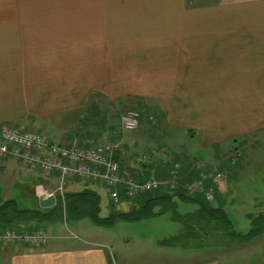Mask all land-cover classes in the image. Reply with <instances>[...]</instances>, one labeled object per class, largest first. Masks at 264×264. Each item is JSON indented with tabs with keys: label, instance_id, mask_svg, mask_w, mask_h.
Returning <instances> with one entry per match:
<instances>
[{
	"label": "crops",
	"instance_id": "obj_1",
	"mask_svg": "<svg viewBox=\"0 0 264 264\" xmlns=\"http://www.w3.org/2000/svg\"><path fill=\"white\" fill-rule=\"evenodd\" d=\"M93 96L101 109L129 99L141 121L157 114L177 145L198 137L208 146L262 128L264 0H0V129L11 123L67 146L104 144L111 125L91 106ZM162 153L155 163L166 174L169 152ZM0 162V204L20 203L18 194L33 200L22 208L53 207L40 206L38 189L56 191L58 172L46 175L10 156ZM88 187L108 196L104 183L78 178L65 192ZM44 228L45 245H8L0 264H111L98 243ZM175 248L183 247L157 243L154 250L164 264H264V233L228 249Z\"/></svg>",
	"mask_w": 264,
	"mask_h": 264
},
{
	"label": "rangeland",
	"instance_id": "obj_2",
	"mask_svg": "<svg viewBox=\"0 0 264 264\" xmlns=\"http://www.w3.org/2000/svg\"><path fill=\"white\" fill-rule=\"evenodd\" d=\"M128 100L121 104L107 103V106L104 104L102 109L100 108V111L108 118L110 129L115 128L117 130L115 135L120 136L117 139L111 138L113 135H110L108 130L107 133L102 134L103 139L100 142L106 144L119 141L124 157L131 159L129 161L131 169L136 167V164L133 163L134 157L142 154V151L144 152L146 149L154 147L158 149V146H163L170 153L174 152L182 162L186 159L191 163H199L201 167L219 166L222 170L218 168L217 170L223 174L222 180L216 178L210 180L211 187L216 188H214L215 191H219L221 188L216 197V200L218 198L216 206L223 204L222 206L227 211L237 232H249L250 226L252 227L249 214L256 215L260 210H264V126L256 131L240 133L237 137L223 140L218 144L203 146L198 137H189L176 139L175 142L178 141L179 144L177 145L171 139L167 140L165 122L160 123V118L154 113L150 119V116L148 118L145 116L137 129L123 130L120 116L124 111L130 109L131 102ZM124 108L127 109L124 110ZM95 134L98 135V133ZM134 142L137 143L136 146H134ZM166 160L175 167L174 161L168 160V158ZM137 168L141 171L140 167L137 166ZM150 169L153 170L150 167L147 168V170ZM203 170L204 168H201V171ZM101 192L103 197L101 216H108V196L105 190H101ZM15 196L21 200L20 203L24 207L34 205L30 197L27 199L22 195L16 194ZM176 200L178 199L176 198ZM131 206L125 202L119 208L130 211ZM197 207L198 204L194 201L178 200L176 210L179 214H187L194 212ZM171 217V212H164L160 215L146 217L138 222L117 220L114 226L104 227L91 223L87 218L79 221H66L61 215H55L54 219L45 223V226H48L49 230L52 229L51 233L54 229L57 231L56 234L59 233L63 236H71V233H74L80 238H87L98 243L101 247H105L112 254L111 264H164L165 260H159V257H162L160 256L161 251H156L154 248L159 240L180 232L181 223ZM175 249L179 252H173V254H181L180 251H183L182 253L189 252L188 249ZM147 254L152 255V260L148 259ZM155 256H158V260H153ZM225 261L223 264H229L228 259Z\"/></svg>",
	"mask_w": 264,
	"mask_h": 264
},
{
	"label": "trees",
	"instance_id": "obj_3",
	"mask_svg": "<svg viewBox=\"0 0 264 264\" xmlns=\"http://www.w3.org/2000/svg\"><path fill=\"white\" fill-rule=\"evenodd\" d=\"M95 101L98 100L93 96L91 106L99 104ZM95 107L100 111L99 105ZM135 107H133V109L124 108V110H127L124 111L123 114L129 110H136L140 113L141 109H139L138 106ZM100 117L108 122V118L103 112H101ZM121 117L122 115L120 116V120ZM143 119L144 117L142 120ZM105 120L104 123H106ZM116 131L117 130L113 127L110 129V135H113L111 138H120V136L115 135ZM152 149H155L156 152L147 162L141 165L137 163L139 157ZM162 152L166 153L167 150H165L164 147H160V150L151 148L147 149L143 154L134 157L133 163L135 162L136 166L140 167L142 172L140 175L135 173L134 170L127 172L130 167L129 161L131 159H126L122 150L117 151L114 158L118 161L120 170L125 177L132 175L136 180H145L149 177H153L163 182L176 181L179 186L176 190L164 184L155 191L143 193L139 197L132 199L125 196L124 187L121 186L119 188L121 200L118 203L119 205H116L117 203L113 202L110 197L111 188L104 183L108 188V196L110 199L108 204V216H101L102 195L92 189V187L85 188L80 192L67 191L64 193V197L58 195L56 205L46 210L25 209L21 207L18 200L10 199L0 204V229L18 228L19 230H34L35 228H44L45 223L54 219L55 215H61L66 221H79L87 218L95 225L111 227L116 224L117 220L138 222L146 217L160 215L164 212H171V218L181 223V230L177 235L159 240L158 243L162 246L183 248L221 246L228 249L264 233V211L256 215L250 214L249 217L252 227L249 232L242 233L234 229L227 211L222 206L223 204L216 206V197L219 193L217 190L215 191V187H211L210 180L214 178L210 177L213 176L217 178L216 174L219 173L217 168L222 170L219 166L206 165V167H201L199 163L190 162L191 165H189V167L184 162L180 161L176 154L169 152L167 158L170 154L174 156L172 161H174L175 167L170 164V171L164 174V170H162L163 163L160 161H156L157 163H155V159H160V156L163 154ZM168 160L170 159L168 158ZM153 163H155V167L151 165ZM150 166L153 167L152 171L151 169H146ZM201 168H204V170L201 171ZM205 174L207 178L204 179V191L190 194L188 190H186V184L195 180H202ZM96 182L103 183L100 180ZM211 188L214 190V200H208L206 196V191ZM176 198L183 201H194L198 204V207L194 212L179 214L176 210L178 204ZM125 202L132 205L130 211L121 210L119 208V206ZM157 207L159 208L157 209Z\"/></svg>",
	"mask_w": 264,
	"mask_h": 264
},
{
	"label": "built area",
	"instance_id": "obj_4",
	"mask_svg": "<svg viewBox=\"0 0 264 264\" xmlns=\"http://www.w3.org/2000/svg\"><path fill=\"white\" fill-rule=\"evenodd\" d=\"M140 125V113L136 110H129L121 117L123 130H134ZM0 155L18 158L29 167L42 170L46 175L58 172V185L56 191H49L45 188L38 189V195L48 198L52 195L64 197L66 183L74 178L85 181H98L105 183L111 188L110 197L113 202L119 203L121 193L119 188L124 187L125 196L135 199L146 192L159 189L162 185H169L171 189L179 188L176 181L163 182L153 177L145 180H136L134 176L125 177L114 155L121 149L119 141L101 145L80 146L63 145L53 140L46 132L38 130H22L17 125L4 123L1 125ZM156 150L152 149L137 159L140 165L147 162ZM174 159L172 154L168 157ZM216 179L223 178L222 173L216 174ZM195 180L186 184V190L190 194L204 191V179ZM210 178H215L211 176ZM208 200H214V190L206 191ZM49 234L44 228H37L30 231L19 230L18 228L0 229V251L12 244H24L31 247L45 245L49 240ZM1 258V252H0Z\"/></svg>",
	"mask_w": 264,
	"mask_h": 264
},
{
	"label": "water",
	"instance_id": "obj_5",
	"mask_svg": "<svg viewBox=\"0 0 264 264\" xmlns=\"http://www.w3.org/2000/svg\"><path fill=\"white\" fill-rule=\"evenodd\" d=\"M56 203H57V198L54 195H52L48 198H43V197L39 198V204L42 208L52 207V206L56 205Z\"/></svg>",
	"mask_w": 264,
	"mask_h": 264
}]
</instances>
